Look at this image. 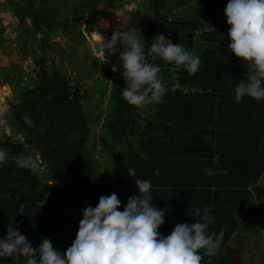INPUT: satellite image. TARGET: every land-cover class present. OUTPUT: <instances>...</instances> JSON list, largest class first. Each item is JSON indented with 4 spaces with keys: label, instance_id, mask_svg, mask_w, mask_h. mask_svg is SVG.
I'll return each instance as SVG.
<instances>
[{
    "label": "trees",
    "instance_id": "trees-1",
    "mask_svg": "<svg viewBox=\"0 0 264 264\" xmlns=\"http://www.w3.org/2000/svg\"><path fill=\"white\" fill-rule=\"evenodd\" d=\"M24 1L22 7L27 9L22 17L17 11L21 7L9 3L19 21L16 42H27L35 34L44 40L53 34L55 29L43 24L49 11L33 8L34 0ZM88 1L82 6L86 10L82 14H97L95 8L100 3L105 7L119 3ZM149 1L151 15L141 29L145 50L156 35L163 34L173 44L181 43L199 56L198 70L189 74L157 58L154 63L161 67L167 91L162 102L141 111L122 98L125 81L118 67L119 75L111 82V113L106 126L110 138L106 150L118 152L117 158H112L108 177L103 179L99 176L100 166L95 167L97 163L87 156L85 147L89 133L81 107L85 93H80V87L71 85L58 71L49 76L41 68L46 56L36 59L40 75H35L31 85H18L21 99L11 109L14 122H9V127L13 135V127L23 134L47 165V172L39 176L18 167L15 154L25 150L2 141L0 135V146L7 149L6 163L0 166V237L6 235L12 223L34 248L43 238H49L53 248L63 253L75 239L81 213L87 206L95 207L100 196L116 193L121 201L119 210H123L127 198L138 194L134 180L140 178L151 180V203L165 210V223L158 229L162 235H168L178 223L191 224L195 208L213 207L210 230L225 231L217 254L204 256L201 264H223L225 256L242 254L227 242L239 224L255 226L252 229L259 232L258 239L264 244V208L254 203L252 193L257 202L263 195L254 186L247 189L256 184L264 169V101L248 97L238 103L234 100V86L243 78L245 69L228 49L229 26L224 16L228 0H196L187 6L189 16L185 15V20L164 16L162 9L169 7V0ZM177 5H181L180 0L173 3ZM25 18L30 19V30L20 29ZM80 18L76 16L75 20ZM76 34L83 39L80 28L76 27L72 36ZM40 50L45 53L44 47L40 46ZM91 59L90 76L98 62L97 58ZM24 115L33 121L31 126L24 124ZM187 133L192 137L188 138ZM217 154L220 159L213 164ZM201 160L209 167L227 171L201 184H214L207 196L200 195L192 179L196 161ZM129 168L135 170L134 176L128 175ZM156 170L159 175H154ZM236 171L241 175L237 176ZM50 178L57 180L50 185ZM16 260L15 256L1 259L3 264H16ZM17 264L22 261L17 260Z\"/></svg>",
    "mask_w": 264,
    "mask_h": 264
},
{
    "label": "clouds",
    "instance_id": "clouds-1",
    "mask_svg": "<svg viewBox=\"0 0 264 264\" xmlns=\"http://www.w3.org/2000/svg\"><path fill=\"white\" fill-rule=\"evenodd\" d=\"M9 8L12 9L11 6ZM11 13L18 20L13 9ZM224 16L229 26L228 49L245 69L243 78L234 86V100L238 103L248 97L256 102L264 101V0H228ZM85 39L96 46L93 50L100 52L104 62L105 51L112 55L117 42L123 46L119 52V68L123 70L121 75L125 81L122 98L141 111L162 102L167 91L160 75L161 67L154 63L157 58L173 69L181 68L189 74L195 73L200 65L197 54L181 43L173 44L163 34L156 35L146 51V41L138 28L127 26L124 31L117 29L110 39L94 30L86 33ZM117 70L114 65L112 71ZM88 97L92 99L94 93L93 96L85 95L84 100ZM96 102L101 105L102 99ZM85 104L81 102L82 111L90 115L89 109L83 107ZM110 108L108 101L103 111L105 120L110 118ZM5 111L6 108L0 107V134L11 136L22 145L24 137L12 134L3 119ZM22 119L25 125L33 124L28 115ZM219 159L217 154L212 163L216 164ZM6 160L7 149L0 146V166ZM15 163L39 176L47 172L45 162L34 154L18 152ZM202 171L207 176L221 172L227 174L226 170L212 167ZM127 172L128 175H135L134 169L129 168ZM154 175H159V170ZM134 184L138 194L127 198L123 210H119L121 201L116 193L100 196L95 207L87 206L81 213L75 239L63 253L53 248L49 238H43L34 248L18 231L17 225L9 223L6 235L0 237V261L15 256L22 264H201L204 256L217 254L225 229L221 228L218 233L210 230L209 226L213 224L212 206L195 208L191 224L178 223L165 236L158 232L165 223V210L151 203L154 199L151 180L136 178Z\"/></svg>",
    "mask_w": 264,
    "mask_h": 264
},
{
    "label": "rangeland",
    "instance_id": "rangeland-1",
    "mask_svg": "<svg viewBox=\"0 0 264 264\" xmlns=\"http://www.w3.org/2000/svg\"><path fill=\"white\" fill-rule=\"evenodd\" d=\"M4 1L8 6L0 10L4 13H0V107L6 108L3 119L6 121L7 126L9 127V122H14L11 109L21 99L18 85L22 87L25 84L31 85L30 82L35 75H40V67L34 61L41 57H47L41 68H44L49 76L58 71L68 79L71 85L75 84L79 86L80 93H85V95L91 94V92L94 93L92 99L89 97L87 100L81 99L86 102L83 105L84 109H89L90 115H94L90 116L88 113L82 111L84 114L82 116L85 117L89 127L88 141L85 147L89 153L87 156L97 163L95 167L100 166L98 169L100 178L106 179L110 171V165L114 161L112 158H117L116 154L118 151L109 152L106 150L110 142V138L106 134L108 130L106 126L109 122L105 120L106 115L103 114V111L106 108V103L110 101L109 94L112 86L110 82L119 75V71L113 72L112 67L115 65L118 69L120 65L119 52L123 46L117 42L115 53L112 55H109L105 51L104 62L100 52L93 50L96 47L94 44H89L84 36L82 39L77 34L75 36L72 35L76 27L80 28V30L83 29L87 33L98 30L106 39H110L112 33L117 29L121 31L126 30L127 26L129 28H138L141 31L144 22L151 15L147 8L150 1L118 0V5L112 7H105L100 3L95 8L97 14L88 15L86 12L82 14V12L86 11L82 9V6L86 2H89L88 0H34L33 8H37L40 11L43 8L49 11L47 20L43 24L55 30L53 34H49L44 40H41L40 34H30L33 35L30 36L33 38L24 43L16 42L18 33L20 32L17 29V24L19 25V23L12 16V9L9 8V3H12L13 7L15 4L18 8L21 7L17 11L20 12L22 17V14L27 9V7H22L25 1ZM175 1L177 0H169V7L163 8L162 13L167 19L179 17L185 20L189 16L187 6L196 0H180L181 5H177L178 7L173 6ZM2 3L3 0H0V4ZM53 13L55 14L53 15ZM76 16H81V18L76 21ZM22 28L30 30V19L25 20L24 25L20 29ZM40 46L45 48V53L41 52ZM91 57L98 59L97 65L94 68V75L92 76L88 75L93 64ZM101 99L102 103L99 105L100 103L98 104L96 101ZM96 104L99 106L97 107ZM6 113L7 117L5 116ZM15 127H18V124H15ZM9 128L12 130L11 127ZM13 129L14 135L19 134L16 128L13 127ZM0 135L2 136V141H9L15 148L24 149L25 154H34L40 158V155L25 140L22 145H19L13 137ZM8 152V155L12 154V151ZM56 180V178L52 180V183H55ZM260 187L264 188V174ZM255 202L257 206L264 204L262 200L258 202L254 200ZM263 218L264 215L261 220ZM252 228L256 227L239 224L238 229H236L229 242L232 245L231 247H235L242 254L233 257L231 256L233 254L227 255V257L224 254L225 259L223 258V264H260L259 260L264 261V244L258 239L259 232ZM0 264L3 263L0 261Z\"/></svg>",
    "mask_w": 264,
    "mask_h": 264
},
{
    "label": "crops",
    "instance_id": "crops-1",
    "mask_svg": "<svg viewBox=\"0 0 264 264\" xmlns=\"http://www.w3.org/2000/svg\"><path fill=\"white\" fill-rule=\"evenodd\" d=\"M5 6H8L7 3L3 0V3L0 4V10H3L5 9L4 7ZM0 13H3L2 11H0ZM4 14V13H3ZM193 135V134H192ZM192 135L190 133H187L186 136L189 138L190 136L192 137ZM198 162L197 163V167L196 169L192 172V179L194 178V180L196 181V185L198 187V191L200 192V195L201 196H207V193L208 191H210V189H213V183H206L205 185H201L202 183L204 182H208V181H213L211 179H207V178H210V176H207L205 175V173L202 171V169L204 168H207L209 167L207 164H203L202 163V160L201 161H196ZM264 174V169L260 175V177L258 178L257 182L255 185H250L247 189L250 190L253 186L256 187V190L257 191H260L261 192V195L264 196V188L263 187H260V184H261V180H262V176ZM236 175L239 176L241 174H239L237 171H236ZM222 188V187H221ZM219 188V189H221ZM218 189L215 188L214 191H217ZM252 190V189H251ZM261 196V200L264 201V197ZM254 199H257L256 196H255V192L253 191L252 193V200L254 201ZM260 206L264 207V204H261ZM264 221V220H263ZM233 236V235H232ZM231 239V238H230ZM229 239V241H230ZM230 243V242H228ZM231 247V246H230ZM233 249H235V247H231ZM236 250V249H235ZM17 259V258H16ZM16 264H17V260H16Z\"/></svg>",
    "mask_w": 264,
    "mask_h": 264
},
{
    "label": "water",
    "instance_id": "water-1",
    "mask_svg": "<svg viewBox=\"0 0 264 264\" xmlns=\"http://www.w3.org/2000/svg\"><path fill=\"white\" fill-rule=\"evenodd\" d=\"M81 33H82V36H84V38H85V34L87 33V32H85V31H83V29L81 30ZM86 40V39H85Z\"/></svg>",
    "mask_w": 264,
    "mask_h": 264
}]
</instances>
